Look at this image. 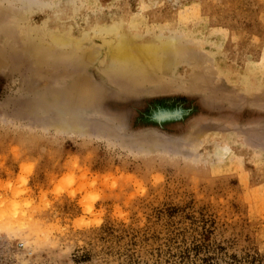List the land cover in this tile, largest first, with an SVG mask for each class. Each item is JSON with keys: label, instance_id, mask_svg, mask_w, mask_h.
<instances>
[{"label": "rangeland", "instance_id": "374dc122", "mask_svg": "<svg viewBox=\"0 0 264 264\" xmlns=\"http://www.w3.org/2000/svg\"><path fill=\"white\" fill-rule=\"evenodd\" d=\"M246 255L264 264V0H0V264Z\"/></svg>", "mask_w": 264, "mask_h": 264}, {"label": "bare ground", "instance_id": "6f19581e", "mask_svg": "<svg viewBox=\"0 0 264 264\" xmlns=\"http://www.w3.org/2000/svg\"><path fill=\"white\" fill-rule=\"evenodd\" d=\"M133 38V37H132ZM135 43L127 39H121L114 50V57L118 60L133 61L138 64L141 58H145L146 52L142 46L134 45ZM148 50V49H147Z\"/></svg>", "mask_w": 264, "mask_h": 264}, {"label": "trees", "instance_id": "16d2710c", "mask_svg": "<svg viewBox=\"0 0 264 264\" xmlns=\"http://www.w3.org/2000/svg\"><path fill=\"white\" fill-rule=\"evenodd\" d=\"M204 247H205V246H204L203 244H201L200 242H199V243H197V242H193V243L191 244V246L185 248V249L182 250V251H178L177 253H175L174 256H179L180 261H181V262H184L185 260L190 259V255H191V253H194L195 257H197L200 251L206 250V248H204ZM204 252H206V251H204ZM207 252H208V251H207ZM207 254H208V253H207ZM247 258L250 259V260L247 261ZM206 259H207V255H205V258H202V259H200V260H201V261H205ZM231 259L233 260V262H235V261H239V262H241L242 264H252V263H254V261H255V258H254V257H252V256H247V255L244 256V257H242V258H241L242 260H238V258H236L235 256H232ZM183 260H184V261H183Z\"/></svg>", "mask_w": 264, "mask_h": 264}]
</instances>
